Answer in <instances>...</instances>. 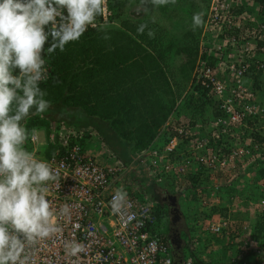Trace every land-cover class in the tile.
Segmentation results:
<instances>
[{
    "label": "built area",
    "instance_id": "1",
    "mask_svg": "<svg viewBox=\"0 0 264 264\" xmlns=\"http://www.w3.org/2000/svg\"><path fill=\"white\" fill-rule=\"evenodd\" d=\"M263 5L262 0L210 2L189 91L200 94L193 81L206 88V98L213 100V111L218 113L211 121L179 114L188 93L184 91L160 134L129 163L109 149L103 150L104 159L89 153L86 142L97 134L90 128L56 122L46 131V145H53L51 154L41 155L37 149L33 153L59 171L58 183L49 185L48 199L57 213L67 204L70 219L58 217L61 239L38 244L29 264H197L201 251H212L214 237L232 230L235 220L231 216L208 219L205 230L203 219L185 216L189 232L185 238L180 232L177 249L160 223L167 208L151 202L133 170L140 166L146 173L141 182L178 196L182 203L192 200L194 191L193 197L211 206L206 190L219 192L220 185L210 188L202 184L203 179L214 182L227 171L238 172L246 163H264V139L257 138V134L264 137L263 90L253 86L254 77L264 73ZM106 7V17L97 18L98 26L110 21L108 0ZM47 69L49 78L51 66ZM29 140L36 143L38 134L33 132ZM259 183L264 190V177ZM251 202L264 212V197ZM233 231L238 238L243 230ZM64 239L82 243L85 250L67 255ZM243 243L234 247L227 264L250 263L243 255L258 248V243L249 238ZM255 264H264V251Z\"/></svg>",
    "mask_w": 264,
    "mask_h": 264
},
{
    "label": "trees",
    "instance_id": "2",
    "mask_svg": "<svg viewBox=\"0 0 264 264\" xmlns=\"http://www.w3.org/2000/svg\"><path fill=\"white\" fill-rule=\"evenodd\" d=\"M121 1L108 0L112 11L110 21L119 17L123 6ZM207 1L208 11L211 0ZM206 14L203 16L207 18ZM132 23L123 22L122 28L110 31L108 37L98 28H90L78 41L67 44L65 51L57 49L50 57L45 56L50 61L52 71L40 86L47 91L45 98L51 102V106L41 116H31L27 120L29 132L40 126H46L49 131L55 122L95 129L107 147L125 163L131 162L138 151L155 140L169 114L175 110L177 98L183 94L186 83L193 77L195 62L190 58V67L183 62L178 65L179 70L173 72L170 66L163 63L166 56L157 52L155 39L149 34L151 30L140 32L139 25ZM203 27L202 23L201 30ZM199 46L196 44V48L192 49V56H199ZM180 52L183 50L178 54ZM176 53L174 56L178 55ZM203 57L209 60L206 52ZM76 65L86 68L73 70ZM169 71L173 78H177V91L171 85ZM253 80V86L263 90L260 76L256 75ZM195 84L193 81L194 88L200 94L197 96L192 91L188 92L179 114L194 119H213L218 114L213 111V100L206 98L204 86ZM211 111L213 113H209ZM164 133V137H167L168 132ZM257 138L264 139L259 134ZM52 149L53 145H50L46 156L51 154ZM252 166L259 167V179H262L264 163L256 162ZM248 187L244 192L248 199L264 197L263 188L256 182ZM252 223L253 238L250 236L249 240L256 241L258 248L244 253L243 257H248L249 264H255L264 251V212H257ZM182 236L185 238L186 232ZM214 239L216 241L217 237ZM219 251L214 248L210 252H218L220 255L217 258L213 255L206 258L204 250L201 251V255H197V264H227V254Z\"/></svg>",
    "mask_w": 264,
    "mask_h": 264
},
{
    "label": "clouds",
    "instance_id": "3",
    "mask_svg": "<svg viewBox=\"0 0 264 264\" xmlns=\"http://www.w3.org/2000/svg\"><path fill=\"white\" fill-rule=\"evenodd\" d=\"M106 6L107 0H0V264H29L38 244L61 239L58 217L70 219L67 204L57 213L48 199L60 173L25 148L24 122L51 106L40 86L48 79L45 56L65 51L89 27L103 30L97 18L106 17ZM201 23L195 14L193 27ZM63 248L69 256L85 250L74 239H64Z\"/></svg>",
    "mask_w": 264,
    "mask_h": 264
},
{
    "label": "rangeland",
    "instance_id": "4",
    "mask_svg": "<svg viewBox=\"0 0 264 264\" xmlns=\"http://www.w3.org/2000/svg\"><path fill=\"white\" fill-rule=\"evenodd\" d=\"M121 2L123 6L121 7L122 11L119 17H116L104 24L103 30H99L98 27V31L103 32L105 36L108 37L110 36V31L122 28V24L125 21H131L133 22L132 24L139 25V28L141 25H144V30H151V36L154 37L153 39H155V43L157 45V52H161L164 56H166L163 63H165L168 67L170 66L173 72H176V70H179V64H182L183 62L185 65H189L190 67V58H193L195 62L193 69L194 72L199 56H192V49L196 48V44L201 45L202 43L203 29L201 30V24L203 23V1L176 0L174 4L177 6H174V4L171 3L168 5L154 6L151 4V0H139L138 2H136V0H122ZM207 4L209 5V3ZM195 14H201L202 23L194 28L193 16ZM190 21L192 23H190ZM106 32H108V34ZM151 49L154 50L153 47H151ZM182 50L183 52L178 54L179 51ZM157 52H155L156 55H158ZM174 53L178 55L174 56ZM46 66H51L50 61L47 60ZM168 67L167 70H169ZM85 68L86 67L82 65H76L73 70L80 71ZM169 73L171 76V85L174 90L177 91V78H173L172 72L169 71ZM192 80L193 79L191 78V80L186 83V87L183 88V93L184 91L190 92L189 88L192 84ZM262 98V101H264V96ZM167 99L168 97L165 99L166 102ZM209 113H213V111ZM205 120L211 121L208 119ZM256 162L260 161L258 160ZM225 173L226 174L214 178V182H207L203 179L202 184L208 185L210 188L220 185L219 192L215 191L213 188L211 189V192H209L208 189L206 190V194H208L209 197L208 201H211V206H207L206 204L203 205L202 201H200L196 196L193 197L196 194L194 191H191L190 194L192 195L190 197L192 200L188 199L186 203L181 202V210L184 216H186V219H193L197 216L199 219H203L204 230L206 226H208V219L215 221L221 218V216H231V218L235 220L232 225V230H230L229 233H224L222 235L223 237H217L216 241L214 239L215 242L211 245L213 247H211V250L216 248L220 249L219 252L226 253V259L228 260V256L232 254L234 247L244 244L243 241L248 240V238L253 235L254 226L251 227V225L253 224L252 221L257 212H259V207H255V205L251 202V198L248 199L244 192L246 189H249L248 185H253L254 182L261 185L259 183L261 180L259 179L261 173L259 172V167H253L248 163L245 164V167L243 166L240 168L238 172L227 171ZM144 174L146 175V173ZM145 180L150 181V178H146ZM141 184L142 182L140 180L139 185ZM213 192L215 195L211 196L210 194ZM149 198L151 202L157 204L160 208L165 207L155 198L150 189ZM239 204L243 207L237 211L235 207L237 208V205ZM240 205L238 207H240ZM236 211L237 213H235ZM235 223L237 224L235 225ZM239 225H241V228H238ZM167 226L168 223H166V228ZM200 226L202 225L200 224ZM234 228L239 231L243 230L242 233L237 236L238 238H236L235 231H233ZM251 237L253 238V236ZM206 252L207 250L204 251L206 257L213 255L217 258L218 255H220L218 252L213 254L210 252L206 254Z\"/></svg>",
    "mask_w": 264,
    "mask_h": 264
},
{
    "label": "crops",
    "instance_id": "5",
    "mask_svg": "<svg viewBox=\"0 0 264 264\" xmlns=\"http://www.w3.org/2000/svg\"><path fill=\"white\" fill-rule=\"evenodd\" d=\"M139 0H136V2H138ZM198 1V0H197ZM200 2L203 1V10H202V15H205V12L208 13L207 11V6H208V1H204V0H199ZM202 5V4H201ZM207 15V14H206ZM205 18L203 16V24H205ZM202 19V17H201ZM174 21V19H173ZM190 23H192L190 21ZM261 78V84H262V88L264 87V73L260 76ZM56 123V122H55ZM55 123H52L55 124ZM26 129L28 130V125H27V121L24 122ZM91 129V128H90ZM48 130V128L46 126H40V127H34L33 130L31 132H29V134L31 135L33 132L38 134V141L36 143H32L29 139L28 141H26V145L25 148L31 152H34V149L39 150V153L41 155H46L48 154V146L46 145V131ZM94 132H96V136H94L93 139H90L89 141L87 140L86 142V148L87 151L89 153L95 154L97 156H99L100 159H104V156L106 155L105 152L103 151L104 149H109L110 148L107 147V145L104 143L103 139L101 138V136L99 135V133L95 130L92 129ZM39 131V132H38ZM41 133V134H40ZM100 138V139H99ZM103 144V145H102ZM112 151V150H111ZM133 177L138 180V181H144L145 178V174H144V170H142L139 167L135 168L133 170ZM240 205V204H239ZM243 206L240 205V207H237L236 210L239 211L240 209H242ZM237 211L235 213H237ZM189 213V212H188ZM185 232H189V230L187 229V227L185 226ZM187 232V233H188Z\"/></svg>",
    "mask_w": 264,
    "mask_h": 264
},
{
    "label": "flooded vegetation",
    "instance_id": "6",
    "mask_svg": "<svg viewBox=\"0 0 264 264\" xmlns=\"http://www.w3.org/2000/svg\"><path fill=\"white\" fill-rule=\"evenodd\" d=\"M141 187L143 190H145L148 195H149V189L153 192V195L155 198L161 202L166 208H167V215L160 216V223L161 227L163 228L162 230L169 235H172L176 233L178 230L179 232L183 233L185 232V226H186V221H185V216L181 210L182 203L180 202L181 200L178 198L179 201V208H180V213L177 216V221L176 223L173 222V213L171 212V207H170V202L167 200H164L165 193L157 188L156 186H153V184L148 185L144 182H142ZM166 223H168V226L166 228Z\"/></svg>",
    "mask_w": 264,
    "mask_h": 264
},
{
    "label": "water",
    "instance_id": "7",
    "mask_svg": "<svg viewBox=\"0 0 264 264\" xmlns=\"http://www.w3.org/2000/svg\"><path fill=\"white\" fill-rule=\"evenodd\" d=\"M164 200H168L170 202L171 212L173 213V222L176 223L177 216L180 213L178 196L173 194H165ZM181 240L182 236L179 230L171 235V242L177 249L180 248Z\"/></svg>",
    "mask_w": 264,
    "mask_h": 264
}]
</instances>
